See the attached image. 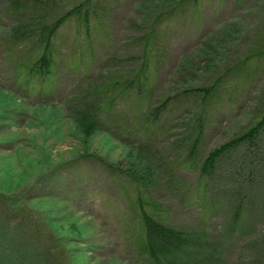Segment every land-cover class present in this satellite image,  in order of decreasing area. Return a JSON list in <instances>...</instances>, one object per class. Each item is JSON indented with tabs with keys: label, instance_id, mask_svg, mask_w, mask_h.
Returning <instances> with one entry per match:
<instances>
[{
	"label": "rangeland",
	"instance_id": "1",
	"mask_svg": "<svg viewBox=\"0 0 264 264\" xmlns=\"http://www.w3.org/2000/svg\"><path fill=\"white\" fill-rule=\"evenodd\" d=\"M11 1L0 0V264H152L140 205L204 234L213 264L264 261V129L216 179L199 170L264 118V0H21L19 12ZM66 14L51 74H32L42 31ZM197 88L212 95L203 103ZM147 167L146 189L119 171Z\"/></svg>",
	"mask_w": 264,
	"mask_h": 264
},
{
	"label": "trees",
	"instance_id": "2",
	"mask_svg": "<svg viewBox=\"0 0 264 264\" xmlns=\"http://www.w3.org/2000/svg\"><path fill=\"white\" fill-rule=\"evenodd\" d=\"M10 6L13 10H18L15 12H19V10H24L26 7L23 5L21 0H12ZM78 10H80V8L76 11ZM73 13L74 11H71L68 15L71 16L70 14ZM68 15L66 14L61 19H57L52 25H48L42 31L41 36L44 42V52L35 62L32 63L30 69L32 74L40 75L41 77L48 76L51 74L53 66L56 65L52 39L56 31L66 20ZM140 83H142V81H140L139 84ZM189 90L190 89H187V91ZM212 90V88L205 90L197 88L193 92L200 93L201 91V94L203 95L202 102L204 103L206 101L205 98L212 95ZM171 100L172 99H166L159 108L144 112L146 113V116H144V126L146 127L147 125L151 124L153 129L156 128L155 123H158V119L162 111L167 108V105L174 104L171 102ZM79 113L81 114L79 118H82V120L91 118V115H89L88 112L79 111ZM90 125L93 126V123H91ZM198 129L200 131V125ZM263 129L264 118L256 125L248 128L245 132L234 137L230 142L223 144L222 146L210 152V154L204 159H202L200 162L199 170L201 173V177H205L210 180L216 179L218 172L217 169H219L221 165L220 162L228 154V152L232 151L234 148L243 143L255 145L256 139ZM122 141L125 140L122 139ZM199 142L200 139L198 138L195 143H192L189 153V156L191 158L197 157L198 150L200 148ZM119 171L129 177L141 189L147 188L144 183L148 182L150 176L156 173L151 167L143 168V171H139V175L134 174V172H132L131 174L129 173V175L127 173H124L121 169H119ZM145 171H148L149 173H146L145 175L143 173ZM243 206V204H239L237 206V209L233 215L232 222L238 221V217L240 215L239 213L242 208H244ZM140 209L142 213V221L144 225V235L146 241V245L144 246V248L152 264H175V260H173L175 256H177V258H175L176 264H213L211 258L213 244H210L209 241H207V237L204 234L192 237L191 234H188L182 229H175L166 226L161 222V220H158V218L153 213H149V211L146 210L144 205H140ZM251 264H264L263 258L261 257L259 259H256Z\"/></svg>",
	"mask_w": 264,
	"mask_h": 264
}]
</instances>
